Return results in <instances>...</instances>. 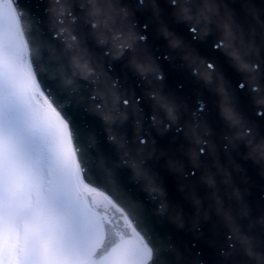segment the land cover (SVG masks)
<instances>
[{
	"label": "rangeland",
	"instance_id": "rangeland-1",
	"mask_svg": "<svg viewBox=\"0 0 264 264\" xmlns=\"http://www.w3.org/2000/svg\"><path fill=\"white\" fill-rule=\"evenodd\" d=\"M10 28L8 21L9 34ZM7 73V67L0 64V264H130L129 259L141 264L136 255V258L129 254L118 257L117 249L122 244L113 247L105 257L89 261L98 235L90 229L91 223L88 224L77 209V200L71 190L67 136H63L50 117L48 125L41 126V132H55L57 138L52 147L50 142H46L41 151L34 141L38 139L40 130L32 128L25 117L22 119L17 109L8 104L11 100L8 96L15 93L18 84L7 88L10 83ZM20 89L25 96L23 88ZM33 148L41 151L44 160L53 159L50 164L54 173L53 184L47 185L49 182L44 176L46 163L35 167L36 152ZM27 179L33 182L30 190L34 188L40 199L34 205L30 203L29 194L21 192ZM20 192L26 196L25 203L19 202ZM20 221L24 222L26 230L24 244L20 241L23 238L21 227L17 228ZM134 252L139 253L136 248Z\"/></svg>",
	"mask_w": 264,
	"mask_h": 264
},
{
	"label": "bare ground",
	"instance_id": "bare-ground-1",
	"mask_svg": "<svg viewBox=\"0 0 264 264\" xmlns=\"http://www.w3.org/2000/svg\"><path fill=\"white\" fill-rule=\"evenodd\" d=\"M8 16L10 19L8 18ZM8 21L11 24V28H10L11 34H9L7 30ZM0 46H1L0 62H3L0 64L5 65L7 67L8 69L7 77H10L9 79L10 83L7 84L8 86L7 88H9V86L11 88L12 84L15 85L18 84L15 87V93L8 96V99L9 98L11 99L8 102V104L10 107L14 106V108L17 109L16 111L18 112L20 117L22 119L25 117L26 120L25 119L24 120L27 123H30L32 128H35V130L36 129L40 130V135L38 136V139H34V141L37 143L38 146H40V149L42 151L46 147V142H50L51 143L50 146H51L53 145V142L57 138V134L55 132H51L50 134H46L48 132H44V133L41 132V126L44 124L48 125V122L50 121V117L52 118V120H54L53 123L55 124V126L60 128V130L63 132V136L65 137L69 135L68 126L66 124V121L63 120L62 116L58 113V111L54 107L40 103L39 101H37L38 103L36 105H33V103L29 98V96H33V98L35 97L36 99L38 98L32 87V78L28 73L30 50L28 48L26 39L23 36V32L18 21V16L12 5L11 0H0ZM3 79H7V78H3ZM20 88H23V93H25V96L22 95V93L20 92L21 91ZM1 100L2 98L0 99V101ZM41 108L45 109L46 112L44 114L40 113ZM1 127L2 126H0V129ZM67 142H68V147H66L67 149L66 152H68L67 155L69 156L68 178L72 184L71 190L73 191L74 197L77 200V207H78L77 209L80 210L81 215L86 220V222L88 224L91 223L90 229L92 231H95V233L98 235L97 237L98 240L95 242L96 246H94L91 249V254L93 255V257L97 256V259H101L108 254V250H109V249L98 250L99 246L101 245L100 241H102L105 234L101 221V215L98 211L95 210L93 206L90 205V201L83 188V184L80 176V169L76 161L73 148L71 146L70 141H68V139ZM33 150L36 152L34 156L35 167L38 168L41 164L44 163L47 164V166H45L44 168V176L45 179L48 180L47 169H49V173L51 175L50 181L47 184L49 185L54 179L53 169L50 167L51 166L50 164L53 163V159L51 161H47V159H45L47 161L45 162L43 156L40 155L41 151L35 148H33ZM58 174L61 176L60 171H58ZM25 184L26 186L22 188L23 191L21 190V192L22 193L24 192V194L26 193V195L29 194L30 203H32V200H34V198L36 199L37 202H40L39 197L36 196V192L33 191L34 188L30 190V184H33V182L27 179L25 181ZM27 188L30 191H28ZM94 191H97L96 188L93 189V192ZM21 192L19 194L20 197L18 198L19 202L22 201V203H25L26 196L23 195ZM3 217L6 219L7 216L4 215ZM19 227H24V224L18 222L17 228ZM121 243L123 246L117 249L118 257H124L125 255L129 254L132 257L133 256L135 257V255L136 257L138 256V260H140L141 258L144 259V256L146 254H149V248L146 245V243H144L141 236H136V238L133 239H126ZM131 247L134 249V251L135 248L138 250L139 252L138 255L135 254V252L131 249ZM23 256L24 255H22V257ZM90 261H94V258L91 257ZM129 263L136 264L132 259H129Z\"/></svg>",
	"mask_w": 264,
	"mask_h": 264
},
{
	"label": "water",
	"instance_id": "water-1",
	"mask_svg": "<svg viewBox=\"0 0 264 264\" xmlns=\"http://www.w3.org/2000/svg\"><path fill=\"white\" fill-rule=\"evenodd\" d=\"M34 45L39 46L40 44L35 42ZM41 46H44V48L43 49L42 48H38L39 51L36 50V52H37L38 56H40L39 61L41 62V65L44 68V70H43V72L41 74V82H42L43 87L45 88V87H48L50 85L56 86V88L58 90L54 89L55 93H57V92H58V94L64 93L65 97H67V99L71 100L72 102L74 100L76 101V97L75 98L70 97V93L72 92L71 88L75 89L76 96L77 95L79 96L77 91H78V86H80L82 89L80 88L79 92H83L86 95V85L82 81L85 82V80L87 79V75H89L88 71L87 70L78 71L76 73V76L80 78V81L78 79H76V77H75V79L73 80L72 84L69 85V83L67 82V79H70L71 75H68V72H65L66 68L62 66V60H60L59 62H56V60H57L56 58L57 57L54 55V53L52 51V46H54V45L51 42H48V43H46L44 45H41ZM49 47L51 48V50L49 49ZM55 47L57 48L56 45H55ZM28 73H29V75L32 78V87H33V90L36 93V95L38 97H39V95H42L44 97L45 104H47V105H49L51 107H54V105L52 104L51 100L42 91V87H40L41 84L36 81V78L34 76L32 68H31L30 61H29V66H28ZM65 83H67V84H65ZM68 91L70 93H68ZM107 114L108 113H104V115H106V116H107ZM106 118L109 120V115ZM103 122L106 123L105 119H104ZM82 126L83 125H81V127ZM92 127H94V125ZM96 128H97V126H96ZM88 129H90V127H88ZM91 132H92V129L89 131V133H91ZM107 134L112 139L116 136V132L114 130H112V128H110V127L107 129ZM113 148H114L113 145L110 146V149L108 147V149L110 151H108V149L105 148V152H100L97 155V157L102 160V162H101V164H103L102 166L106 167L109 170L110 174H111V172H113L112 175L115 174L114 171L118 170L119 167H123V164H121V162H122V158L123 159L125 158V156H123V157L116 156V157H113L114 159L108 161V157H109L110 152L112 153V155H114ZM116 152H115V154H116ZM139 159L140 158L136 159V161H140ZM129 166H131V165H128V167ZM80 176H81V172H80ZM146 178L149 179V180H152L151 173L147 174ZM114 179L115 178H112V182L113 181L115 182ZM81 180H82V184H83V188L85 190V193H86V195L88 197L89 194L93 192L94 188L90 187L89 185H87L83 181L82 177H81ZM119 183H115V185L116 184L119 185ZM117 185H116V187L120 191L121 189ZM145 188H146V186H145ZM88 199H89V197H88ZM127 221H128V219H127ZM103 247L104 246L102 244L101 246H99L98 250L103 249Z\"/></svg>",
	"mask_w": 264,
	"mask_h": 264
}]
</instances>
